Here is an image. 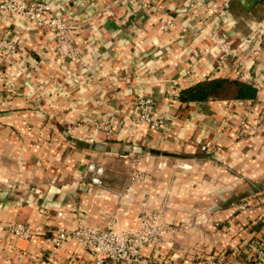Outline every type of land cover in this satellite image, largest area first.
Here are the masks:
<instances>
[{"label": "crops", "instance_id": "crops-1", "mask_svg": "<svg viewBox=\"0 0 264 264\" xmlns=\"http://www.w3.org/2000/svg\"><path fill=\"white\" fill-rule=\"evenodd\" d=\"M44 1L68 15L79 56L60 62L48 28L0 14V40L18 49L0 48V264H94L75 238L57 246L51 237L108 220L135 228L149 209L163 210L170 229L124 264H202L212 255L219 264H262L255 243L264 237V128L235 137V112L246 100L178 98L196 84L193 50L202 55L200 74L213 73L205 28L219 24L227 0ZM151 8L173 17L169 31ZM145 95L167 116L164 131H93L100 120L123 127ZM204 142L217 149L201 150ZM89 163L103 168L100 184L91 182ZM243 199L250 207L235 209ZM16 224L30 237L16 236Z\"/></svg>", "mask_w": 264, "mask_h": 264}, {"label": "built area", "instance_id": "built-area-1", "mask_svg": "<svg viewBox=\"0 0 264 264\" xmlns=\"http://www.w3.org/2000/svg\"><path fill=\"white\" fill-rule=\"evenodd\" d=\"M198 4L200 5V1ZM192 5L193 3L190 4V6ZM133 11V8L127 9L126 16H131ZM149 13L151 18L156 17L160 24V30L163 32L169 31L174 25L173 17L164 11L156 9L154 12L151 8ZM0 14L8 17H24L34 27L48 28L55 38L54 50L60 62L76 60L79 56V48L71 36L72 26L69 23L68 15L60 9H55L48 1L0 0ZM218 20L219 24L208 29L205 28L206 37L204 39L207 43L206 50L215 51V69L211 74L201 75L198 70L202 55L199 51L193 50L188 59L191 81L197 83L213 78L229 77L255 87L257 96L253 99H242L246 100L245 105L242 107V111L235 112L237 123L231 127L235 137L240 139L260 134L264 128V62L261 61L263 54L260 52L264 49V20L252 27L251 33L245 36L238 35L236 40L232 33L234 20L226 8H219ZM0 48L7 52H18L14 40L1 39ZM166 95L167 98L175 96L171 91H167ZM232 105L230 100L223 103L222 121L228 120ZM166 120L167 116L158 108L156 101L151 96L145 95L132 102L123 127L116 123L100 120L94 122L93 131L101 130L111 134L117 128L138 130L141 127H145L150 132L164 131ZM199 148L213 152L217 146L204 142L199 145ZM87 171L90 173L91 182L100 184L103 168L95 163H89ZM140 179L137 171H133L131 182L137 183ZM234 207L237 210H243L249 208L250 204L248 199H243ZM161 213L163 210H142L139 214L138 226L128 229L115 228L112 220L106 221L101 227L79 224L69 233L64 230L56 231L51 237V241L55 245L61 246L69 238H75L94 264L136 262L141 257L144 246L155 245L170 229L168 225L161 223ZM11 229L18 237H30L31 235L30 229L21 224L13 225ZM255 257L264 264V237L259 238L255 243ZM202 264H219V261L212 255Z\"/></svg>", "mask_w": 264, "mask_h": 264}, {"label": "trees", "instance_id": "trees-1", "mask_svg": "<svg viewBox=\"0 0 264 264\" xmlns=\"http://www.w3.org/2000/svg\"><path fill=\"white\" fill-rule=\"evenodd\" d=\"M254 5L247 8L242 0H227L226 10L234 20V28L241 35H248L255 23L264 19V0H253ZM234 86L233 98L253 99L257 96V89L250 84L231 79L229 77L214 78L200 81L183 89L179 94L180 102L205 101L208 99H221L220 93L227 86Z\"/></svg>", "mask_w": 264, "mask_h": 264}, {"label": "rangeland", "instance_id": "rangeland-1", "mask_svg": "<svg viewBox=\"0 0 264 264\" xmlns=\"http://www.w3.org/2000/svg\"><path fill=\"white\" fill-rule=\"evenodd\" d=\"M242 2L247 8H249V6H251V5H254V3H255V1H253V0H242ZM263 20L264 19H262L260 22H262ZM256 25H257V23H255L253 25V27L256 26ZM236 34H239V33L236 31ZM239 35H241V34H239ZM242 36H244V35H242ZM234 89H235V87L231 86V85L225 87L220 93L221 94L220 95L221 99H232L233 98V94H234V92H233Z\"/></svg>", "mask_w": 264, "mask_h": 264}]
</instances>
